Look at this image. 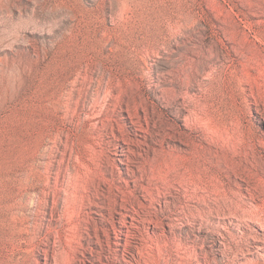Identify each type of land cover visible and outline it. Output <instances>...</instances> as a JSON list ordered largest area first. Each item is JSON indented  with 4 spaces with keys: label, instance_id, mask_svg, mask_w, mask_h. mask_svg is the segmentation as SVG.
Listing matches in <instances>:
<instances>
[{
    "label": "rangeland",
    "instance_id": "rangeland-1",
    "mask_svg": "<svg viewBox=\"0 0 264 264\" xmlns=\"http://www.w3.org/2000/svg\"><path fill=\"white\" fill-rule=\"evenodd\" d=\"M0 264H264V0H0Z\"/></svg>",
    "mask_w": 264,
    "mask_h": 264
},
{
    "label": "bare ground",
    "instance_id": "bare-ground-1",
    "mask_svg": "<svg viewBox=\"0 0 264 264\" xmlns=\"http://www.w3.org/2000/svg\"><path fill=\"white\" fill-rule=\"evenodd\" d=\"M99 183H100V181H99ZM73 186V185H72ZM98 186L100 187V185L98 184ZM99 189V188H98ZM101 189V188H100ZM91 233V228H89V235H92V234H90Z\"/></svg>",
    "mask_w": 264,
    "mask_h": 264
}]
</instances>
